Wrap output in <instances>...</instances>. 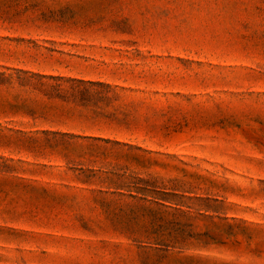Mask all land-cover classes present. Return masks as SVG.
Wrapping results in <instances>:
<instances>
[{
    "label": "rangeland",
    "instance_id": "rangeland-1",
    "mask_svg": "<svg viewBox=\"0 0 264 264\" xmlns=\"http://www.w3.org/2000/svg\"><path fill=\"white\" fill-rule=\"evenodd\" d=\"M0 264H264V0H0Z\"/></svg>",
    "mask_w": 264,
    "mask_h": 264
},
{
    "label": "trees",
    "instance_id": "trees-1",
    "mask_svg": "<svg viewBox=\"0 0 264 264\" xmlns=\"http://www.w3.org/2000/svg\"><path fill=\"white\" fill-rule=\"evenodd\" d=\"M89 84H91V85H96V86H101V84H92V83H89Z\"/></svg>",
    "mask_w": 264,
    "mask_h": 264
}]
</instances>
